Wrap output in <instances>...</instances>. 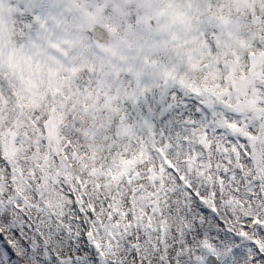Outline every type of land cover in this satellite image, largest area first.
Returning a JSON list of instances; mask_svg holds the SVG:
<instances>
[{"label": "snow or ice", "instance_id": "6c2138e0", "mask_svg": "<svg viewBox=\"0 0 264 264\" xmlns=\"http://www.w3.org/2000/svg\"><path fill=\"white\" fill-rule=\"evenodd\" d=\"M0 264H264V0H0Z\"/></svg>", "mask_w": 264, "mask_h": 264}]
</instances>
